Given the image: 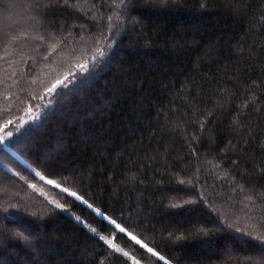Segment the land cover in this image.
<instances>
[{
	"label": "trees",
	"instance_id": "1",
	"mask_svg": "<svg viewBox=\"0 0 264 264\" xmlns=\"http://www.w3.org/2000/svg\"><path fill=\"white\" fill-rule=\"evenodd\" d=\"M0 264H264V0H0Z\"/></svg>",
	"mask_w": 264,
	"mask_h": 264
},
{
	"label": "snow or ice",
	"instance_id": "2",
	"mask_svg": "<svg viewBox=\"0 0 264 264\" xmlns=\"http://www.w3.org/2000/svg\"><path fill=\"white\" fill-rule=\"evenodd\" d=\"M57 83H60V82L58 81ZM53 87H55V85H53ZM49 91H51V89H49ZM48 183H49V184H53L54 181L49 180ZM56 186L59 187V185H56ZM65 191H67V190L65 189ZM72 195L75 196V193H72ZM58 206H59V205H58ZM121 231H123V230H121ZM17 235H18L19 237H21V238H22L23 240H25V241L29 240V237H28V236H25L23 233H17ZM148 251L151 252L152 249H148ZM157 255H158V254H157ZM160 259L163 260L164 257L161 256Z\"/></svg>",
	"mask_w": 264,
	"mask_h": 264
},
{
	"label": "rangeland",
	"instance_id": "3",
	"mask_svg": "<svg viewBox=\"0 0 264 264\" xmlns=\"http://www.w3.org/2000/svg\"><path fill=\"white\" fill-rule=\"evenodd\" d=\"M18 14V13H17ZM105 240L112 244V240L109 237L104 236Z\"/></svg>",
	"mask_w": 264,
	"mask_h": 264
}]
</instances>
